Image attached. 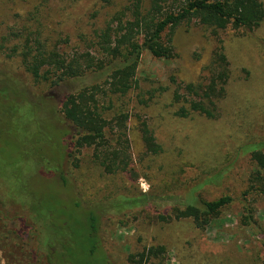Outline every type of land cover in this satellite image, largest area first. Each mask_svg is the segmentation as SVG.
<instances>
[{
  "label": "rangeland",
  "instance_id": "obj_1",
  "mask_svg": "<svg viewBox=\"0 0 264 264\" xmlns=\"http://www.w3.org/2000/svg\"><path fill=\"white\" fill-rule=\"evenodd\" d=\"M11 2L8 20L0 23V47L13 25L26 24V17L37 4L31 0ZM127 3L86 0L80 9L82 18L75 13L58 15L54 24L59 22L61 29L57 26L55 42L67 56L91 53L98 57L91 43L94 32L104 27L108 14ZM175 4L172 1V9ZM45 13L43 10L42 15ZM17 39L12 37L10 44L4 42L6 46L0 51V159L21 162L33 148L34 156L39 152L33 143L38 136L22 135L19 124L6 113L10 105L2 99L6 86L1 83L7 82L11 89L17 83L29 90L33 101L46 102L50 112L42 113L45 133L39 140L49 138L56 145L54 151L61 148L67 159L62 156L59 162L42 154L49 167L57 164L62 176L59 179L44 170L39 172L42 178L28 180L41 204L51 210L56 230L49 229L44 236V243L55 241L51 256L39 244L40 236L27 229L21 232L22 225L17 222L9 224L7 231H20V238L0 247V264H95L94 259L88 260L92 245L75 202L85 213L102 209L98 213L104 221L100 223L103 229L97 237L110 264H131V255L150 247L165 248L163 264H264V191L252 189L256 166L251 155L245 154L255 145L264 151V24L249 32L231 27L219 31L193 22L176 30L173 59H157L144 51L137 68V83L129 94L115 98L113 107L109 101H101L104 108H110L105 118L113 130L110 129L111 140L121 131L126 132L128 140L125 152L129 168L113 174L106 172L99 158L110 153L109 140L104 148L100 144L99 148L75 150L76 131L60 113L65 98L92 85L94 79L84 77L57 86L35 83L20 59L11 57ZM225 69L228 85L225 96L216 100L214 119L194 112L186 118L177 115L181 108L189 110L193 102L211 108L216 96L209 88ZM190 85L192 91L186 89ZM176 93L181 100H175ZM204 93L212 94L211 100ZM239 95L245 98L236 102ZM146 127L163 147L161 155L147 152L142 134ZM45 179H53L55 184ZM192 193L208 202L229 196L233 203L209 226L199 229L192 220L177 221L174 216V210L182 208ZM144 195L150 196L145 203ZM119 198L141 204L125 203L130 207L121 211L113 206ZM160 216L170 220L161 222ZM64 244L71 252L70 259L62 256ZM102 257L100 254L96 259L98 264H104Z\"/></svg>",
  "mask_w": 264,
  "mask_h": 264
},
{
  "label": "trees",
  "instance_id": "obj_2",
  "mask_svg": "<svg viewBox=\"0 0 264 264\" xmlns=\"http://www.w3.org/2000/svg\"><path fill=\"white\" fill-rule=\"evenodd\" d=\"M31 1L37 3L35 10L26 17V24L23 23L18 27L13 25L12 29L10 28V33L2 38L0 51H3L6 46L4 42L10 44L13 41L12 37H17L11 49V57L20 59L26 74L35 83H50L57 86L66 81L84 77L94 79L92 85L69 94L65 98L60 113L64 122L76 131L73 142L75 150L99 148L100 144H104V148L106 139L109 140L110 153L99 156L102 167L109 174L119 170L126 171L129 168L125 152L128 140L125 131H121L116 139L111 140L112 128L105 118L110 108H104L101 101L107 100L113 107L115 98L129 94L137 83V68L144 51L157 59H173L176 30L183 25L189 26L193 22L219 31H225L231 27L235 30L243 29L249 32L259 29L264 24L263 0H150L149 3H146V0H125L128 5L108 14L104 27L96 30L92 36L91 43L94 44L93 47L98 57L91 53H76L67 56L59 48L58 42H55V36L58 35L57 26L60 30L61 24L58 22L55 25L54 23L60 14L70 16L75 13L79 19L82 18L79 16L80 9L86 0ZM172 1L176 3L173 9ZM12 5L11 0H0V23L4 19L8 20V14L11 12L9 8ZM166 6L169 8L166 9ZM43 10L46 11L45 15H42ZM221 58L226 64L225 56L222 55ZM228 80V73L225 69L219 76V81L209 88L210 93L216 96L211 108L193 102L189 110L181 108L177 115L186 118L190 112H194L208 119H214L218 110L216 100L225 96ZM1 84L6 86L2 99L8 101L10 105L6 110L7 115L20 125L18 127L22 135L34 133L38 136L36 142L33 143L39 152L37 156H34L33 148L21 162L13 159H0V247H3L9 240L10 242L15 239L19 240L20 231L25 233L27 229L40 236V239H37L39 244L45 247L51 256L50 252L55 249L53 248L55 241L44 243V236L50 233L49 229L56 230L50 219L51 210L41 204L42 200L34 194L36 191L29 188L28 180L41 177L39 172H44V170L48 173H55L58 178L61 177L62 174L57 164L49 167V162L45 161L42 154L51 155L60 162L63 150L57 147L58 150L54 151L56 145L47 137L39 140V137L41 138L45 133L42 113L48 115L50 112L46 102L43 99L33 101L29 90L18 87L17 83L15 89L10 88L11 83L9 82ZM186 89L192 91L193 86L190 85ZM204 95L206 99L211 100L212 94L204 93ZM174 97L176 101L181 100L177 93ZM243 98H245L244 95H239L235 101ZM120 117L127 119L125 115H120ZM142 134L147 152L154 156L161 155L163 147L157 143L153 132L146 127ZM259 148V145L251 146L245 150V154L251 155L256 166L252 176V189L264 191V151ZM63 158L67 159L65 156ZM46 181L55 184L53 179ZM144 198L143 203L148 201L150 196L144 195ZM129 202L131 206L141 204V202L119 198L113 206L122 211L130 207L125 204ZM232 203L233 199L229 196L208 202L200 200L192 193L182 208L174 210V216L177 221L192 220L199 229H204L210 225L213 218H216ZM81 207L80 203L75 202L74 208L82 217V227H87V239L92 245L87 253L88 260L94 259L95 264H98L96 259L101 254L104 264H110L108 253L101 247L97 237L103 229L100 223L104 221L98 213L102 209L98 208L85 213ZM158 219L161 222L170 220L165 216H160ZM17 222L22 225L20 231L14 229L7 231L9 224ZM62 247H64L62 256L65 259L72 258L68 246L64 244ZM165 254L164 247H150L137 255H131L129 261L131 264H163Z\"/></svg>",
  "mask_w": 264,
  "mask_h": 264
}]
</instances>
